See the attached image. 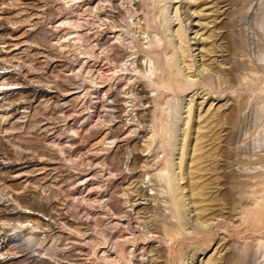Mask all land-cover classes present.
<instances>
[{
    "label": "rangeland",
    "instance_id": "374dc122",
    "mask_svg": "<svg viewBox=\"0 0 264 264\" xmlns=\"http://www.w3.org/2000/svg\"><path fill=\"white\" fill-rule=\"evenodd\" d=\"M0 264H264V0H0Z\"/></svg>",
    "mask_w": 264,
    "mask_h": 264
}]
</instances>
